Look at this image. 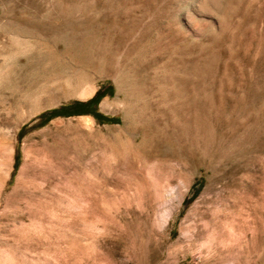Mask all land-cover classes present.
Here are the masks:
<instances>
[{"label":"rangeland","instance_id":"374dc122","mask_svg":"<svg viewBox=\"0 0 264 264\" xmlns=\"http://www.w3.org/2000/svg\"><path fill=\"white\" fill-rule=\"evenodd\" d=\"M249 4L0 0V264H264Z\"/></svg>","mask_w":264,"mask_h":264},{"label":"bare ground","instance_id":"6f19581e","mask_svg":"<svg viewBox=\"0 0 264 264\" xmlns=\"http://www.w3.org/2000/svg\"><path fill=\"white\" fill-rule=\"evenodd\" d=\"M235 1L236 0H231V7L233 6V5H235ZM250 1V3L252 4V7H253V5L255 6V7H258V6H263L264 5V0H249ZM239 3V2H238ZM247 3H248V1H247ZM246 3V4H247ZM239 4H241V1H240V3ZM245 4V3H244ZM251 4H249V5H251ZM248 5V6H249ZM234 7V6H233ZM233 23H235L234 22V20H233V18L232 17H229L227 20H219V25H220V27L223 25V24H228V25H232ZM223 29V28H222ZM258 48L260 49V50H264V32L259 36V39H258ZM93 93V88L92 87H87V88H85L84 90H83V92H82V96H84V97H87V96H90L91 94ZM112 105H113V102L112 101H110L109 99H105L103 102H102V107H103V109H105V110H108L109 109V107H112Z\"/></svg>","mask_w":264,"mask_h":264},{"label":"trees","instance_id":"16d2710c","mask_svg":"<svg viewBox=\"0 0 264 264\" xmlns=\"http://www.w3.org/2000/svg\"><path fill=\"white\" fill-rule=\"evenodd\" d=\"M100 99H101V95H96L93 98H91L89 101L82 103V105L85 106V105H89V104L93 103V104H95V106H97ZM70 112H72V113H79V112L88 113V111L85 110V107H82V109L75 108V109L71 110ZM68 113H69V111L66 108H61L59 110H53L51 112V115H62V114H68Z\"/></svg>","mask_w":264,"mask_h":264},{"label":"water","instance_id":"95a60500","mask_svg":"<svg viewBox=\"0 0 264 264\" xmlns=\"http://www.w3.org/2000/svg\"><path fill=\"white\" fill-rule=\"evenodd\" d=\"M93 96H91V98H92Z\"/></svg>","mask_w":264,"mask_h":264}]
</instances>
